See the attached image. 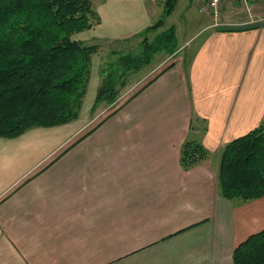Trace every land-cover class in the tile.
<instances>
[{"label":"crops","instance_id":"0c3cea01","mask_svg":"<svg viewBox=\"0 0 264 264\" xmlns=\"http://www.w3.org/2000/svg\"><path fill=\"white\" fill-rule=\"evenodd\" d=\"M91 1L101 24L73 37L85 44L138 39L162 15L147 0ZM234 3L122 103L92 113L105 80L97 60L93 86L94 56L78 121L0 138V264H233L264 230V198L230 201L219 184L224 148L264 122V9L251 20ZM187 142L208 152L188 170Z\"/></svg>","mask_w":264,"mask_h":264},{"label":"trees","instance_id":"16d2710c","mask_svg":"<svg viewBox=\"0 0 264 264\" xmlns=\"http://www.w3.org/2000/svg\"><path fill=\"white\" fill-rule=\"evenodd\" d=\"M179 1L165 0L163 16H171ZM100 23L91 0H0V138L15 139L79 119L99 46L73 37ZM155 40L147 61L164 50H177L174 27ZM105 82L92 111L116 101L115 86ZM207 158L201 144L187 142L181 164L188 170ZM219 184L230 201L264 198V122L224 148ZM233 264H264V230L239 245Z\"/></svg>","mask_w":264,"mask_h":264},{"label":"rangeland","instance_id":"374dc122","mask_svg":"<svg viewBox=\"0 0 264 264\" xmlns=\"http://www.w3.org/2000/svg\"><path fill=\"white\" fill-rule=\"evenodd\" d=\"M229 1H233V0H229ZM147 2L148 5H150V7L152 8L159 7L162 9L161 18L157 19L156 23L154 24V26H156L160 22H163L161 26H159L158 28H154L149 33L142 34L138 39L129 42L111 44V45L106 44L102 46L99 43H92V44L86 43L87 45L99 46L98 51L96 52V54L93 55V57L95 56V70H94L95 76H94L93 86L96 85V82H98V78H99L98 76L99 72L97 69V60H98L100 71L104 73L106 82H110V84H112L116 88L115 90L117 93V98L116 101L114 102L115 105L122 103L125 99L129 98L135 93L134 89L131 90L129 88L136 87L138 82L140 83L142 80H145L148 77V75L153 70L157 69L159 66L164 67L170 63L169 55H172L173 53L167 50L157 53L156 55L153 56V58L150 61H147V57L150 54L149 53L150 46L151 44L157 42V40H155L157 39V37L169 33L170 28L174 27L177 38L176 48L179 49L180 47L184 46V44L187 41L192 39L196 34L201 32L205 27L214 24L218 21L214 16H211L208 10L206 11L200 10L201 9L200 2H204L207 6L206 0H180L175 11L169 17L163 16V4L165 3V0H147ZM234 5L236 9L241 11L243 15H246V17H248L249 19L254 20L255 9L252 8V6H254L255 8L260 6L262 7V9H264V0H253L252 2L250 1L248 5L244 4V2L240 3L235 1ZM261 12L263 13L264 10ZM100 46H101V50H100ZM191 48L192 47L185 45V47L182 49L181 57L184 58L185 55L189 53V49ZM92 62H93V58H92ZM161 64L163 66H161ZM159 71H161V68L157 70V72H155L152 77L156 76V74ZM152 77L150 79H152ZM103 84L104 82L102 83V86ZM125 85L127 86L128 90ZM114 103L104 102L101 105H99V107L102 106L103 104L114 105ZM83 105H84V101H83ZM83 105H82V109H83ZM113 107L115 108L116 106ZM82 109L80 111V117H81ZM96 110L92 111V113H95ZM112 111H113L112 108L111 109L107 108L106 111H103L100 118H97L95 120L94 119L90 120L87 125L88 127H86L88 128L87 131L88 132L94 131L96 128H98L105 120V117L107 115H110V113L112 114ZM86 113H88L87 115H89V112Z\"/></svg>","mask_w":264,"mask_h":264},{"label":"built area","instance_id":"2783aa9c","mask_svg":"<svg viewBox=\"0 0 264 264\" xmlns=\"http://www.w3.org/2000/svg\"><path fill=\"white\" fill-rule=\"evenodd\" d=\"M225 0H206L207 6L204 2L201 4V11L208 10L209 12H213L215 15L218 14L219 7ZM237 2H244V4L248 5L250 0H235Z\"/></svg>","mask_w":264,"mask_h":264},{"label":"water","instance_id":"95a60500","mask_svg":"<svg viewBox=\"0 0 264 264\" xmlns=\"http://www.w3.org/2000/svg\"><path fill=\"white\" fill-rule=\"evenodd\" d=\"M163 24V22H160L158 25L154 26L153 28H158L159 26H161Z\"/></svg>","mask_w":264,"mask_h":264}]
</instances>
